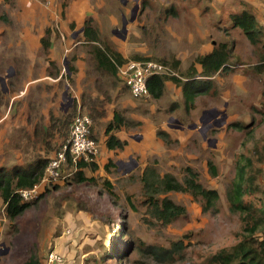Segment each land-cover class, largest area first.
I'll use <instances>...</instances> for the list:
<instances>
[{
  "label": "rangeland",
  "instance_id": "rangeland-1",
  "mask_svg": "<svg viewBox=\"0 0 264 264\" xmlns=\"http://www.w3.org/2000/svg\"><path fill=\"white\" fill-rule=\"evenodd\" d=\"M66 1L61 0L65 4ZM89 2V16L95 21L100 39L112 44L121 54H177L183 48L187 30L192 31L201 19L209 24V29L213 28L212 37L218 36V30L227 32L226 44L229 49L232 45L235 54L234 62H230L231 59L228 62L235 67H227L228 70H248L264 80V49L259 44L250 43V46L241 30L233 27L229 31L226 27L229 22L226 14L234 8L257 12L258 21L264 24V0H138L139 9L133 22L129 19L135 0ZM186 23L188 29H185ZM165 26H171L181 42L170 36ZM197 26L201 28L198 23ZM75 28V24L74 29L69 25V31H77ZM52 30L61 38L59 28L54 26ZM48 37L50 39V35ZM65 40L62 46L54 43L57 50L52 54H65L69 65L74 61V54H87L89 76L95 79L93 89L89 95L83 93L79 103L75 99L68 103L60 98L65 107L59 106L56 114L50 112L47 131L44 133L38 121L33 141L25 140L27 143L22 145L12 140L21 152L12 154L5 146L0 152V166L9 168L14 164L30 165L36 160L48 161L67 140L72 118L78 112L92 119L98 143L104 140L102 131L114 112L119 113L127 120V125L114 132L138 146V150L125 155L126 145L108 157L107 153L100 154L99 148L96 168L89 164L83 169L92 181L77 183L75 171L70 165L66 166L64 179L51 185L12 220L6 216L0 196V264H24L31 255L42 264L51 249L62 254L69 264H210L215 254L230 250L245 239L253 244L262 240V228L251 234L242 215L230 211L226 192L235 176L240 155L250 157L254 167L262 170L257 182L264 190V83L251 82L242 100L234 96L227 104H223L219 91L212 86L198 97L192 109L186 110L180 95L170 102L172 105L167 95L159 101L151 96L132 97L117 74L111 76L95 69L90 45L82 41L81 32L75 37L68 35ZM50 46L47 51L41 46L32 54H51ZM149 58L168 64L176 61L174 56L170 60L156 55ZM53 64L49 65L48 73L54 74L57 70ZM191 65L193 63L184 69L179 65L172 69L182 80L183 73H187ZM7 66L0 68L1 76L6 75ZM61 89L65 90L62 85ZM171 93L176 96L173 88ZM68 94L72 96L70 91ZM119 98L130 103L120 107L116 103ZM0 99V110H4L6 102L4 97ZM170 118L178 120L184 128H171L176 123ZM194 125L195 128H188ZM157 131L166 132L169 141L164 142L156 135ZM209 162L215 168V175ZM146 168L153 172L152 176H145L150 185L142 179ZM193 173L204 188L217 192L218 199L211 207L205 208L203 200L188 192L160 193L159 187L154 186L158 176L168 174L183 185ZM104 182L111 185L113 198L107 195ZM163 198L183 206L186 213L171 222L157 219L153 209ZM59 237L62 238L58 240ZM115 241L117 256L110 254ZM60 245L64 251L58 250ZM160 249L168 250L171 257L155 259L153 252ZM107 253L110 255H105Z\"/></svg>",
  "mask_w": 264,
  "mask_h": 264
},
{
  "label": "crops",
  "instance_id": "crops-1",
  "mask_svg": "<svg viewBox=\"0 0 264 264\" xmlns=\"http://www.w3.org/2000/svg\"><path fill=\"white\" fill-rule=\"evenodd\" d=\"M229 10L226 14L229 18L226 27L231 31L233 25L230 16L232 14H239L243 9L234 8ZM0 13V68L8 65L6 75H0V78L4 77L5 83H7L4 87L0 83V98L4 97L3 101L4 103L6 102L5 109L0 110V152H3L5 146H8V150L12 151V154L16 153L18 155L21 151L16 149L15 145L11 142L12 140L22 145L27 143L25 140L33 141L37 122H41L42 129L45 133L48 127V119H50V112L56 114V109L59 106L61 108L65 107L63 102L60 103V98L64 102L69 103L71 99H75L79 103L83 93L89 95L90 90L94 87L95 79L89 76V69L85 61L87 54H74V61L71 64L75 68L74 73L68 71L69 62L65 54H52L57 50L54 46L55 42L62 46V43L66 41L65 38L68 35L75 37L79 34L77 32L82 29L85 18L91 13V4L89 0H67L63 8L61 0H0ZM218 13L220 12L218 11ZM253 13L256 17V22L264 28L263 22L260 23L258 21L257 12L253 11ZM2 14H5L6 17L1 18ZM199 20L200 22L197 23L201 28L196 23L192 27V31L187 30L184 35L186 40L183 42V48L177 54L169 52L168 54L136 55H141L146 58H149L151 55H156L164 60H170L174 56L180 68L184 69L193 63L197 74H199L201 66L195 63V58L210 53L218 43L228 42L224 38L227 33L226 31L223 29L218 30L219 32L216 31L218 36L216 38L212 37L213 28L209 29V24L206 25V22L201 19ZM71 23L76 25L75 29L77 31H69V25ZM54 26L59 28L61 38H57L53 32L52 28ZM188 26L186 23L185 29H188ZM47 28L51 30V46L49 49L51 54H32L39 51L41 47L40 39L44 36ZM165 28L170 36L176 37L181 42L180 36L176 34V31L171 26H165ZM247 42L250 44L248 39ZM231 46L230 62H234L233 56L235 54ZM259 46L261 47V45ZM23 52L26 54H21ZM122 56L128 59L132 54H122ZM49 62L55 63L59 71L56 75H51L47 72ZM235 63L239 64L238 62ZM227 67L233 68L235 66H231L229 63ZM254 70L258 71L256 69ZM7 74L10 76L6 77ZM260 76L254 73L251 74L248 70L246 72H232V70L226 69L215 73L210 78V82L211 87L215 86L219 91V96L223 104H227L234 96H239V99L242 100V94L249 90L251 82H254L256 85L264 83V80ZM198 80H200L199 77L196 81L198 82ZM61 85L65 89L64 91H62ZM228 87L229 89L224 90V88ZM171 88H173V92L176 94L175 97L172 93L170 94ZM68 89L72 93V96H69ZM204 93L199 94L195 98L194 105L198 97ZM117 95H115V98ZM164 95L172 99L170 101L167 100L169 103H173V99H177V95H180L181 104H184V101H182L183 95L181 87L169 80L165 82L162 96ZM161 99L162 97L157 100L159 101ZM68 103L67 105H69ZM116 103L120 107H125L130 102L119 98L116 100ZM230 104L234 105L232 102ZM63 112L65 111L63 110ZM94 116H97L96 113H94ZM108 119L109 117L104 120L107 121ZM172 119L170 118L169 120ZM31 125L32 127H30ZM97 130L96 127L95 131ZM114 131L111 134H114L122 141H127L125 137L118 136L119 133ZM102 132L105 134V129ZM92 134L93 136L95 135L93 129ZM106 139L107 136L105 135L104 140H101V143L99 142L100 154L107 153L108 157H112L116 150L107 149ZM132 150H138V146L127 142L124 152L125 155H129ZM61 238L59 237L58 240ZM58 250H63L61 245L58 247Z\"/></svg>",
  "mask_w": 264,
  "mask_h": 264
},
{
  "label": "trees",
  "instance_id": "trees-1",
  "mask_svg": "<svg viewBox=\"0 0 264 264\" xmlns=\"http://www.w3.org/2000/svg\"><path fill=\"white\" fill-rule=\"evenodd\" d=\"M66 4L62 2L64 8ZM63 15V13H62ZM230 20L234 28H238L247 37L252 45H261L264 49V30L256 22L255 15L248 10H242L239 14H232ZM70 28L74 29V24H70ZM81 34L83 42L90 45V55L93 57L94 67L99 72H104L111 76L117 74V67L128 59L124 58L120 52H118L112 44L103 41L99 37V32L95 26V21L92 17L85 18ZM51 30L47 28L44 36L40 39L41 46L44 51H47L50 46ZM231 58V52L226 43H218L214 49L205 55L197 56L195 63L201 66V71L197 74L194 68V64L189 67L187 73H183V81L176 76L157 75L148 79L147 87L149 96L153 99H160L163 95L165 82L171 80L177 86L182 89V95L184 99V108L189 110L194 106L195 98L204 92H207L211 88L210 78L218 71L227 69L229 59ZM133 60H146L148 58L141 55H133ZM173 64H168L174 70L178 66V61L172 60ZM49 65H54L53 62H49ZM68 71L74 73L75 68L72 65H68ZM55 73H49L56 75ZM200 80L196 81L198 77ZM205 79V80H203ZM264 96V92L262 93ZM127 125V120L117 112H114L110 122L107 123L105 128L106 147L108 150H121L126 145V141L120 140L114 134H111L113 130L120 129ZM156 135L161 137L164 142L169 141V136L166 132L157 131ZM261 160L260 162H262ZM48 161L36 160L30 165H13L9 168L0 166V196L5 207L6 216L9 219H14L21 215L27 208H29L32 202H22L18 190L24 188H30L41 178L44 169ZM89 164L80 162L78 168L75 171V179L77 183L86 181H92V178H87L83 172V169ZM92 168H96V164L90 163ZM211 172L215 175V168L212 163ZM149 171V172H148ZM262 170L254 167L253 160L250 157L240 155L238 160V166L236 168L235 176L230 183V187L226 192V199L229 204L230 211L239 213L245 219V224L248 231L253 234L258 229L262 228L264 232V190H262L257 182L258 173ZM152 171L148 168L145 169L142 179L145 181V176L149 174L152 176ZM154 185V181L151 185L158 186L160 193L169 191L188 192L193 197L200 198L205 202V208L211 207L213 202L218 199V194L213 189L204 188L197 182L195 174H191L182 185L177 182L172 176L166 174L158 179ZM146 184L150 185L146 180ZM106 185V193L109 197L113 198L114 193L112 187L108 182H104ZM48 189V188H47ZM46 189V190H47ZM45 190V191H46ZM153 212L155 217L161 221L171 222L172 220L182 216L186 213L183 206L173 203L167 198L160 199L155 204ZM256 212H260L259 215ZM119 236L118 239H120ZM248 239L239 242L233 246L230 250H222L215 254L211 258L210 264H264V233L262 240L255 244L247 242ZM117 241L111 248V255H119L117 248ZM155 259L160 260L161 256L166 258L171 257L170 252L166 249H160L159 252H153ZM105 254V255H110ZM24 264H41L38 258L31 255Z\"/></svg>",
  "mask_w": 264,
  "mask_h": 264
},
{
  "label": "built area",
  "instance_id": "built-area-1",
  "mask_svg": "<svg viewBox=\"0 0 264 264\" xmlns=\"http://www.w3.org/2000/svg\"><path fill=\"white\" fill-rule=\"evenodd\" d=\"M117 75L134 98L149 96L148 79L157 75L178 77L173 69L161 61L127 60L117 67ZM93 122L89 115L77 113L72 118L67 140L49 158L44 172L37 183L30 188L18 190L22 202H31L39 197L51 185L64 179V168L70 165L74 171L78 163H95L99 154V143L92 134ZM42 264H69L64 256L55 249L49 250Z\"/></svg>",
  "mask_w": 264,
  "mask_h": 264
},
{
  "label": "water",
  "instance_id": "water-1",
  "mask_svg": "<svg viewBox=\"0 0 264 264\" xmlns=\"http://www.w3.org/2000/svg\"><path fill=\"white\" fill-rule=\"evenodd\" d=\"M135 2H136V4H135V6L132 8V10H131V16H130V19H129V21L130 22H133V20H134V18H135V15H136V13H137V10L139 9V4H138V0H135ZM124 25H125V23H124ZM123 25V26H124ZM125 28V27H124ZM82 30H79L77 33H80ZM65 70H66V65H65ZM10 75L9 74H7V76L6 77H9ZM0 83H1V86L2 87H4L5 86V78L4 77H2V78H0ZM224 119H225V115H223V117H222V122L224 121ZM171 121H173V122H175L176 123V125H171L170 127L171 128H174V129H183L184 127H183V124H181L178 120H176V119H172ZM221 125V124H220ZM220 125H218V126H220ZM188 128H195V125L194 126H188ZM203 138H205V136H203ZM210 140H208V142H209Z\"/></svg>",
  "mask_w": 264,
  "mask_h": 264
},
{
  "label": "flooded vegetation",
  "instance_id": "flooded-vegetation-1",
  "mask_svg": "<svg viewBox=\"0 0 264 264\" xmlns=\"http://www.w3.org/2000/svg\"><path fill=\"white\" fill-rule=\"evenodd\" d=\"M218 114V112H216V115Z\"/></svg>",
  "mask_w": 264,
  "mask_h": 264
}]
</instances>
